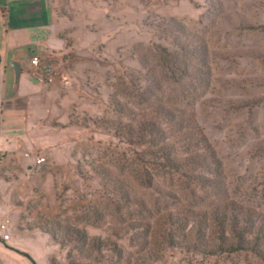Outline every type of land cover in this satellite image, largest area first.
Wrapping results in <instances>:
<instances>
[{
	"label": "rangeland",
	"instance_id": "374dc122",
	"mask_svg": "<svg viewBox=\"0 0 264 264\" xmlns=\"http://www.w3.org/2000/svg\"><path fill=\"white\" fill-rule=\"evenodd\" d=\"M57 1L66 18L60 25L65 46L73 44L77 59L70 49L65 54L61 90L47 84L32 72L30 56L44 48L38 42L41 34L50 38L51 33L21 31L19 49L27 53L35 93L29 111L36 121L51 119L46 121L45 134L38 124L35 141L25 140V147L45 153L46 161L35 164L33 157L19 153L3 167L5 205L0 203V223L6 225L10 239L0 240V245L17 246L36 264H79L67 259L69 247L60 248L50 234L37 230L39 222L67 221L98 234L97 227L111 221L97 224L95 212L104 199L101 179L88 162L109 163L118 152L112 134L97 122L115 116L111 102L116 82L125 72L140 70V54L146 55L157 41L153 23L158 17L179 19L207 40L211 79L185 101L192 102L199 124L223 162V189L210 199L232 198L264 211V0ZM5 16L0 11L3 55L9 34L10 47L14 43ZM51 40L60 47V39ZM11 56L12 51L8 59ZM74 121L78 124H68ZM79 163L91 178L81 177ZM7 253V264H33L23 254ZM92 264H264V258L245 251L203 257L165 250L159 260L149 263L128 252Z\"/></svg>",
	"mask_w": 264,
	"mask_h": 264
},
{
	"label": "trees",
	"instance_id": "16d2710c",
	"mask_svg": "<svg viewBox=\"0 0 264 264\" xmlns=\"http://www.w3.org/2000/svg\"><path fill=\"white\" fill-rule=\"evenodd\" d=\"M153 26L157 41L140 54V70L116 82L115 116L97 122L112 134L118 154L109 163L88 162L104 199L97 224L111 221L97 225L98 234L57 219L36 228L69 247L67 259L79 264L128 252L149 263L165 250L203 257L245 251L264 258V211L232 198L210 199L223 189V162L185 101L211 79L207 40L174 17H158ZM78 172L91 178L80 163Z\"/></svg>",
	"mask_w": 264,
	"mask_h": 264
},
{
	"label": "crops",
	"instance_id": "0c3cea01",
	"mask_svg": "<svg viewBox=\"0 0 264 264\" xmlns=\"http://www.w3.org/2000/svg\"><path fill=\"white\" fill-rule=\"evenodd\" d=\"M0 11L3 16L7 14L5 16L9 30L7 33L11 32L14 40L10 47L9 34L6 39L4 55L0 54V203L4 204L2 196L5 195L4 192H1L6 184L1 179L3 167L12 156H20L23 155L24 150H30L25 147V140L35 141V126L38 124L41 133L45 134L47 132L46 121L51 119L43 122L40 119L36 121L35 116L29 111L30 105L35 101V93L31 90L33 78L25 61L27 53L19 49V47H23L20 45V41H22L20 38L23 35L21 31H49L51 33L50 38L41 34L42 38L38 42L43 43L41 45L44 48L41 51L38 50L36 54L41 53V57L53 61L56 65V79L53 81L56 88H61L60 77L67 71L65 54L69 52V49L74 59H77V54L72 48L73 44L70 48L65 46L67 43L64 42L65 36H63L60 25L66 23V18L57 0H0ZM42 15L45 19H42L44 18ZM14 17H18V19L13 22ZM54 37L61 40L59 48H55L52 44L51 39ZM11 51L13 56L8 59V54ZM31 117H33L32 121ZM0 240L2 239L0 238ZM20 251L23 250L12 244H5V249L0 245V253H2L0 254V264H7V261L4 260L7 256L9 257L7 252L22 254Z\"/></svg>",
	"mask_w": 264,
	"mask_h": 264
},
{
	"label": "built area",
	"instance_id": "2783aa9c",
	"mask_svg": "<svg viewBox=\"0 0 264 264\" xmlns=\"http://www.w3.org/2000/svg\"><path fill=\"white\" fill-rule=\"evenodd\" d=\"M30 63L33 66V73L43 79L47 84L53 83L56 77V69L55 66L50 60L42 58L38 54H32L30 56ZM23 155L25 157H33L35 164H41L46 161L45 153L40 154L39 152H33L31 150H24ZM6 225L4 223H0V238L2 240H7L10 238V234L5 231Z\"/></svg>",
	"mask_w": 264,
	"mask_h": 264
}]
</instances>
